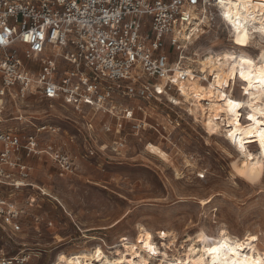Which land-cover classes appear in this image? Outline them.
<instances>
[{"label":"rangeland","instance_id":"374dc122","mask_svg":"<svg viewBox=\"0 0 264 264\" xmlns=\"http://www.w3.org/2000/svg\"><path fill=\"white\" fill-rule=\"evenodd\" d=\"M213 12L187 57L196 50L206 56L228 49L260 53L257 35L247 45L237 44L236 34ZM234 93L242 95L238 81ZM115 104L111 115L34 101L20 113L24 125L14 120L19 116L15 107L0 113L2 131L16 127L33 133L31 123L51 127L42 133L40 147L67 154L74 167L73 173L66 172L46 154L24 158L33 187L18 194L17 206L24 212L21 231L11 235L0 227V262L55 264L60 254L97 247L112 257L124 243L140 242L139 225L151 231L162 249L166 242L160 241V231L171 232L173 248L179 249L188 236L199 231L217 236L221 229L240 238L256 233L264 247V180L251 186L234 175L235 147L224 141V134L208 138L203 123L166 100L118 96ZM126 108H136L134 120H125Z\"/></svg>","mask_w":264,"mask_h":264},{"label":"built area","instance_id":"2783aa9c","mask_svg":"<svg viewBox=\"0 0 264 264\" xmlns=\"http://www.w3.org/2000/svg\"><path fill=\"white\" fill-rule=\"evenodd\" d=\"M213 10L217 0H0V113L11 105L24 125L20 113L34 101L111 115L118 96L172 104L192 78L184 62ZM135 111L126 108L125 120ZM31 126L0 130V227L11 235L22 229L18 194L33 187L24 158L46 154L74 172L67 154L40 147L49 127Z\"/></svg>","mask_w":264,"mask_h":264},{"label":"bare ground","instance_id":"6f19581e","mask_svg":"<svg viewBox=\"0 0 264 264\" xmlns=\"http://www.w3.org/2000/svg\"><path fill=\"white\" fill-rule=\"evenodd\" d=\"M220 11L221 9L219 8ZM250 11L255 16V20L248 19L246 27L250 38L257 35L260 39V53L253 56L247 51L228 49L206 56L201 55L197 50L194 51L193 57H187L184 62L190 72L193 73L191 74L192 78L185 84L180 85V97L169 96V100L174 106L182 107L189 116L194 118L196 123H203L208 138L224 134L226 138L224 141L231 148L230 144L235 147L236 158L232 163L234 175L241 179L243 183L258 186L263 183L264 177L253 181L247 176L240 175V170L244 169L246 157L240 152L238 144H233L231 137L228 135L229 132L235 131L237 140L242 137L245 141H253L256 137L251 136L247 132V125L253 122L247 120V115H253L257 120H264V116L260 114L264 112V89H258L254 82L253 87L248 89V93L252 94L250 97L244 91V88L248 86V81L243 80L239 76L241 65L233 60V57L250 59L253 61V70H257L261 66V61H264V33L253 31L254 28L258 29L261 27L262 22H264V16L259 15V13L264 12V9H250ZM221 19L223 20V18ZM205 23L206 27H208V22ZM228 27L231 32L236 34L230 25ZM203 32L204 30L195 36V42L199 40ZM234 64L237 65L236 68L233 67ZM243 67L247 73L249 71L248 67ZM236 81L241 83L242 95L239 98L234 93ZM229 89L230 92H226ZM229 99L241 105L240 108L235 110L237 115L229 111L230 105L227 103ZM249 104H251L250 108L248 107ZM244 116L245 119L243 121ZM258 128H264V124L259 125ZM249 145V143H245V147L249 151L255 150L254 147L251 150ZM252 154L254 157L258 155L257 152H252ZM190 162H186L188 168L194 165L190 164ZM249 164H251V161ZM177 176H181L180 173H177ZM209 202L210 199L203 201V205H207ZM139 232L140 242L138 244L132 242L124 243L123 246L121 245L122 250H118L120 249L118 248L115 256H107L100 247H97L90 250H81L70 255L60 254L55 264H154L157 259H159L158 264H200L202 257L205 259L209 258L207 249L216 246L225 239L230 246L237 242L244 243L246 239L250 241L252 235L257 236L258 239L250 241L248 246L243 249V252L251 257L252 260H259L261 264H264V247L260 236L256 233L247 232L240 238L226 229H221L217 236H208L204 231H199L194 236H188V239L184 242L185 244L176 249L173 248L176 242L174 235L171 232L160 231L158 233L160 241L166 242V248L162 249L150 230L139 225ZM145 244L155 245V254L149 253L144 247ZM97 250H99L100 254L99 259L96 258Z\"/></svg>","mask_w":264,"mask_h":264},{"label":"snow or ice","instance_id":"6c2138e0","mask_svg":"<svg viewBox=\"0 0 264 264\" xmlns=\"http://www.w3.org/2000/svg\"><path fill=\"white\" fill-rule=\"evenodd\" d=\"M218 7L221 11L218 13L223 21L231 26L236 32L235 42L239 45H247L249 40V32L246 27L248 19L255 20V16L250 9H264V0H217ZM264 16V12L259 13ZM187 19V16H185ZM253 31H259L264 33V22L258 29L254 28ZM27 39V37H26ZM233 60L237 64L241 65L239 69V76L248 81V86L244 88V91L248 93V89L253 87L255 82L258 89H264V61H261V66L257 70H253V61L243 57H233ZM236 64L233 65L236 68ZM243 66H247L249 71L246 73ZM251 97V93H248ZM227 103L230 105L229 111L235 112L241 105L234 100L229 99ZM251 107V104L248 105ZM264 116V112L260 113ZM247 120L253 123L247 125V132L251 136L256 137L253 141H245L242 137L237 140V133L231 131L228 133L232 139L233 144H238L239 150L246 157L244 161V169L240 170V175L247 176L249 179L255 181L257 178L264 177V128H258L259 125L264 124V120H257L253 115H247ZM245 143H249L255 148L258 153L257 156H253L252 152L245 147ZM251 161V164L249 162ZM150 239V238H149ZM258 238L255 235L250 237V241H256ZM249 240H245L244 243H235L229 245L225 239L223 242L218 243L216 246L207 249L209 255L208 259L201 258L200 264H261L259 260H252L247 254L243 252V249L250 243ZM144 247L149 253L155 254V245L145 244ZM96 258H100L99 250H97Z\"/></svg>","mask_w":264,"mask_h":264}]
</instances>
